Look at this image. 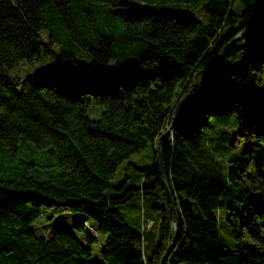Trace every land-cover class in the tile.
Instances as JSON below:
<instances>
[{
	"label": "trees",
	"instance_id": "16d2710c",
	"mask_svg": "<svg viewBox=\"0 0 264 264\" xmlns=\"http://www.w3.org/2000/svg\"><path fill=\"white\" fill-rule=\"evenodd\" d=\"M262 6L264 0H0V139L15 146L28 138L55 153L62 168L45 179L0 177V264H160L173 241L163 264H228L222 207L238 264H264V18L235 39ZM92 21L84 34L80 27ZM62 32L59 63L78 71L10 74L20 61L52 51ZM79 46L92 72L76 56ZM186 93L194 94L174 118L176 97ZM167 129L165 180L158 138ZM149 145L154 162L130 161L136 176L126 175L107 195L120 164ZM135 197L142 207L127 220L119 206ZM54 206L97 222L107 234L100 256L90 231L85 238L68 228L36 232L43 207ZM150 210L159 213L157 236L146 230Z\"/></svg>",
	"mask_w": 264,
	"mask_h": 264
},
{
	"label": "rangeland",
	"instance_id": "374dc122",
	"mask_svg": "<svg viewBox=\"0 0 264 264\" xmlns=\"http://www.w3.org/2000/svg\"><path fill=\"white\" fill-rule=\"evenodd\" d=\"M92 26H94L93 21L91 24L88 23L87 25L81 26L80 28L84 34H88L90 31H93ZM42 34L46 37V40H49L45 31H43ZM69 38L72 39V43L79 45L77 39H74L70 35ZM63 40H67V38H65L64 32L60 34V40H56L51 45L52 51H48L45 48L40 58L34 59L32 61L25 59L20 61L19 64L9 68L10 74L23 78L26 74L37 70L46 69L48 72H52L55 69H60L63 72L78 71L74 67L59 63V55L62 51V48L65 46ZM75 54L86 64L87 71L92 72L94 70L92 67L93 63L91 56L81 46H79V48L75 51ZM87 75L88 74L84 75L83 73V79L86 78ZM83 81H85V79ZM184 95H180L181 97H176L177 104L179 101H182ZM183 100L185 103L187 102L186 99ZM246 143L247 140L245 138L237 141L238 147H242ZM154 157L155 150L151 145L142 149L140 152L133 153L129 159L124 160L120 164L116 173L110 180V186L105 189V193L107 195L117 193V187L122 184L126 175L129 174L133 178L136 176L138 170L130 163V161L139 167H146L154 162ZM61 169L62 168L57 161V156L55 153L51 152L47 148L37 146L34 141L28 138L20 137L15 146H12L3 139H0L1 178L26 180L27 176H33L38 179H45L49 178L50 175L59 173ZM140 206L142 207V200L139 199V197H135L129 205H120L119 209L124 213L127 220H132L138 217ZM228 212L229 210L227 207H222L217 210L220 222L221 241L223 246L226 247L225 259L228 264H238V253L236 251L238 241L233 236L231 226L226 220ZM150 215L151 218H147L146 230L149 231L148 229H153L155 236H157L159 232V213L150 210ZM150 219H154L156 222L149 221ZM79 220H87L89 222V226H85L84 229H78L75 226V222ZM34 226L36 227V232L39 235H48L50 229L68 228L73 230L79 237L85 238L87 232L90 231L96 237L93 245L96 256H100L101 249L107 241V234L98 230V224L95 220L89 218L85 214L73 212L68 208L56 206L43 207L42 214L34 221ZM152 248L153 245L148 242L147 251L151 252Z\"/></svg>",
	"mask_w": 264,
	"mask_h": 264
},
{
	"label": "water",
	"instance_id": "95a60500",
	"mask_svg": "<svg viewBox=\"0 0 264 264\" xmlns=\"http://www.w3.org/2000/svg\"><path fill=\"white\" fill-rule=\"evenodd\" d=\"M259 2L263 3V0H258ZM264 18V7L262 6V9H261V15H260V18L249 28H246L244 30H242L236 37V38H241V37H244L246 36L247 34L251 33L259 24V22ZM234 39V40H235ZM230 44H227L224 48H223V51L222 53L220 54V56L216 59V61L214 62L213 64V69L211 71V74L210 76L214 73V71H216V69L218 68V65H219V62L223 56V54L225 53V51L227 50V48L229 47ZM194 93H188V94H185L184 95V98L183 99H186V101H188L192 96H193ZM182 99V101H179V103L176 105L174 111H173V116L175 118L178 110L180 109L181 106H183L185 104V101ZM170 133V130L167 129L166 131H164L160 137L158 138V150H159V153H160V165H161V171H162V175H163V178L166 180V175H165V169H164V157H163V145H164V142L166 140V138L168 137ZM168 197H169V200H170V203L172 205V208H173V211H174V219L175 221L177 222V211H176V205H175V200L173 199L172 197V194L171 192L169 191V188H168ZM161 237V228H160V234H159V239ZM175 244V241H173V243L168 247L166 253L164 254L162 260H161V263L160 264H163V262L165 261L166 257L168 256L169 252L171 251V249L173 248Z\"/></svg>",
	"mask_w": 264,
	"mask_h": 264
},
{
	"label": "built area",
	"instance_id": "2783aa9c",
	"mask_svg": "<svg viewBox=\"0 0 264 264\" xmlns=\"http://www.w3.org/2000/svg\"><path fill=\"white\" fill-rule=\"evenodd\" d=\"M86 225H88V226H89V223H88V222H86Z\"/></svg>",
	"mask_w": 264,
	"mask_h": 264
}]
</instances>
